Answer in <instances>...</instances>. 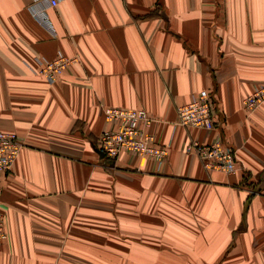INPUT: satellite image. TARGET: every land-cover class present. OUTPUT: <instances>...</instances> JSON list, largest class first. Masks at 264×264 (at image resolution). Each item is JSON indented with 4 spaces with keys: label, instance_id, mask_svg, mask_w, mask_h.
Listing matches in <instances>:
<instances>
[{
    "label": "crops",
    "instance_id": "1",
    "mask_svg": "<svg viewBox=\"0 0 264 264\" xmlns=\"http://www.w3.org/2000/svg\"><path fill=\"white\" fill-rule=\"evenodd\" d=\"M0 0V130L23 143L1 181L0 264H264V0H61L52 36ZM76 60L52 84L36 59ZM207 90L211 132L177 124ZM145 110L158 165L97 139L102 110ZM222 139L241 170L207 172L185 150Z\"/></svg>",
    "mask_w": 264,
    "mask_h": 264
},
{
    "label": "built area",
    "instance_id": "2",
    "mask_svg": "<svg viewBox=\"0 0 264 264\" xmlns=\"http://www.w3.org/2000/svg\"><path fill=\"white\" fill-rule=\"evenodd\" d=\"M60 1L31 0L27 7L30 15L52 36H55V33L48 21V12L57 7ZM75 60V57L68 58L62 54L51 61L36 59L37 74L52 84ZM263 103L264 86H259L243 99L242 106L247 112L252 113ZM102 112L105 122L109 124L97 139L98 148L104 157L116 159L121 153L127 152L136 158L152 159L158 165L164 163L168 149L158 145L154 136L148 132L154 119L145 110L106 107ZM215 118L214 101L207 90L192 94L187 103L177 108V124L182 127L211 132L215 129ZM23 146L15 133L0 130V190L3 176L11 170ZM185 150L194 153L207 172L234 174L241 170L235 151L220 139L205 145L192 140L186 145ZM6 239L5 220L0 212V245Z\"/></svg>",
    "mask_w": 264,
    "mask_h": 264
},
{
    "label": "rangeland",
    "instance_id": "3",
    "mask_svg": "<svg viewBox=\"0 0 264 264\" xmlns=\"http://www.w3.org/2000/svg\"><path fill=\"white\" fill-rule=\"evenodd\" d=\"M262 86H264V85H262ZM253 92V91H252ZM250 95V94H249ZM248 96V95H247ZM107 108H110V107H107ZM111 108H119V107H111ZM123 109H126V108H123ZM258 109V108H257ZM185 128H187V127H185ZM190 129H192V128H190ZM154 140H155V138H154ZM193 140H197V139H193ZM222 140V139H221ZM192 141V140H191ZM200 144H203V145H205V144H209V143H201L199 140H197ZM155 142H156V140H155ZM223 142V141H222ZM157 143V142H156ZM211 143V142H210ZM188 144V143H187ZM166 147V146H165ZM10 171V170H9ZM8 171V172H9ZM7 172V173H8ZM7 173L3 176V178L7 175ZM2 178V179H3Z\"/></svg>",
    "mask_w": 264,
    "mask_h": 264
}]
</instances>
